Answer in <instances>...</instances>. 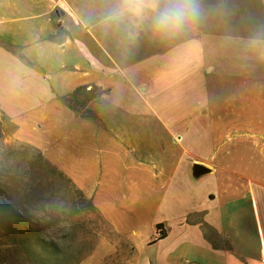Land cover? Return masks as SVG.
Returning a JSON list of instances; mask_svg holds the SVG:
<instances>
[{
    "label": "crops",
    "instance_id": "obj_1",
    "mask_svg": "<svg viewBox=\"0 0 264 264\" xmlns=\"http://www.w3.org/2000/svg\"><path fill=\"white\" fill-rule=\"evenodd\" d=\"M113 5L0 0L13 137L126 239V264H264V35L240 34L249 0H201L200 22L168 37ZM78 89L80 115L61 101Z\"/></svg>",
    "mask_w": 264,
    "mask_h": 264
},
{
    "label": "trees",
    "instance_id": "obj_2",
    "mask_svg": "<svg viewBox=\"0 0 264 264\" xmlns=\"http://www.w3.org/2000/svg\"><path fill=\"white\" fill-rule=\"evenodd\" d=\"M83 91L84 89H78L72 96L61 99L64 105L78 115V108L85 105L88 99L85 97L81 103L77 101L79 95H84ZM72 98L75 105L69 102ZM81 116L91 121H100L90 111H85ZM1 155L7 156L15 165L7 170H0V264H77L82 254L66 252L56 242L48 240L44 234L43 217L39 218L37 211L33 209L43 208L41 199L34 194L43 178L49 174L53 183V180H58L61 186L66 183L69 185L67 192L71 194L70 202L66 205L77 214L76 207L79 205L73 201L71 192L75 186L32 146H6L0 142ZM25 176L29 178L26 179ZM77 194L81 199L84 197L80 191ZM24 206L32 212H27ZM156 228L159 231L158 239H162L165 233L160 229V224Z\"/></svg>",
    "mask_w": 264,
    "mask_h": 264
},
{
    "label": "rangeland",
    "instance_id": "obj_3",
    "mask_svg": "<svg viewBox=\"0 0 264 264\" xmlns=\"http://www.w3.org/2000/svg\"><path fill=\"white\" fill-rule=\"evenodd\" d=\"M249 3L248 8L242 6L243 8L240 9L244 15V18H239L242 21L238 25L240 34L246 35L249 30V33L252 32L255 35L260 33L262 36L264 35V0H249ZM98 93L97 90H91L92 97L97 96ZM76 99L81 103L85 100V96L79 95ZM69 102L75 105L73 98ZM259 128H262V122L256 121L255 129ZM13 133L14 125L0 113V142L6 146H30L15 139ZM256 141H264V138L256 137ZM14 165V162L7 156H0V170H7ZM48 175L46 174V177L43 178L41 186L34 194L41 199L43 208L33 207L37 211L36 215L39 218L43 217L44 234L48 240L56 242L66 252L82 254L81 260L77 264H126V260L133 256L126 239L112 231L108 222L89 200L85 197L81 199L78 196L77 192L79 191L76 187L71 191L74 196L73 201L75 200L76 205H79L76 207L78 213L75 214V210L68 208L71 195L67 192L69 185L66 183L61 186L58 180H53L55 182L53 183L52 176L50 175V178ZM54 177L58 179L57 176ZM28 178L27 176L26 179ZM24 208L27 212H32L30 208L26 206Z\"/></svg>",
    "mask_w": 264,
    "mask_h": 264
},
{
    "label": "clouds",
    "instance_id": "obj_4",
    "mask_svg": "<svg viewBox=\"0 0 264 264\" xmlns=\"http://www.w3.org/2000/svg\"><path fill=\"white\" fill-rule=\"evenodd\" d=\"M111 14L147 18L152 29L162 37L174 36L200 22L201 0H114Z\"/></svg>",
    "mask_w": 264,
    "mask_h": 264
}]
</instances>
